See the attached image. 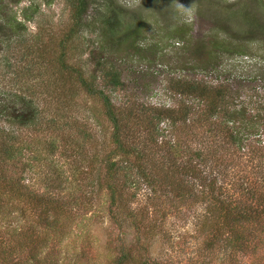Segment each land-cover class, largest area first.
I'll list each match as a JSON object with an SVG mask.
<instances>
[{
	"label": "trees",
	"instance_id": "16d2710c",
	"mask_svg": "<svg viewBox=\"0 0 264 264\" xmlns=\"http://www.w3.org/2000/svg\"><path fill=\"white\" fill-rule=\"evenodd\" d=\"M68 5V24L57 39H54L50 27H39L34 34L37 41L28 44L22 22L10 17L1 23L17 37L21 54L31 63L30 69H24L25 75L28 76L29 70L34 71L32 77L36 82L24 86L28 94L15 95L6 107L0 108L3 115L0 122L30 129L37 134L33 139L28 135L22 139L18 137L20 135L12 136L11 127L6 131L0 127L3 133L0 134V217L5 218L17 209L16 205L26 202L30 206L28 210L36 213L35 224L38 226L35 227L53 232V226L60 224L64 204L70 201L71 205H77L78 199L72 194V189L78 191L77 180L71 173L65 176L54 154L58 151L61 157L72 161L83 154L84 143L92 144V135L77 117L78 106L74 109L79 96L85 95L92 99L93 105H99V113L109 127V144H104V147L110 146L108 152L103 154L104 149L100 156L98 153L93 155V159L100 162L104 175L98 188L107 192L111 205L118 211H126L135 230L141 228L147 215L153 219V213L158 212L156 207L166 217L177 210L178 205L200 202L208 211L200 224L202 247L199 252L210 251L217 243H226L233 251L245 255L263 249L264 96L258 95L256 90L259 84L264 86V67L260 68L255 80L249 75L239 77L235 79L236 85L229 82V77L206 80L181 75L168 78L167 89L175 99L173 105L135 101L131 96L130 100L115 103L112 93L126 90L127 72L119 62L127 58L129 48L138 57V50L147 51L139 46L143 43L141 20L136 24L135 20L122 14L114 0H105L103 8L95 14L91 12L89 0H68ZM23 14L28 20L26 12ZM248 19L250 27L246 32L250 37L234 45L238 53H244L252 43L254 32L264 34L257 19ZM17 26H22L23 30H18ZM86 29H93L90 31L95 33L88 49L89 70L77 64L73 57L76 44H84L81 33ZM182 33V26L174 30L179 40L187 41ZM214 37L209 42L210 47L202 40L195 44L196 50L191 52L193 56L187 54V44L181 48V53L183 61L194 58L200 69L215 70L220 76L219 62L231 55L232 43H226L220 34ZM42 94L43 97L39 98ZM242 94L247 96L241 98ZM40 101L47 106L41 107ZM91 110L96 119L98 116L93 108ZM205 125L212 137L204 145L191 150L180 130L206 129ZM101 132L104 133L103 127ZM39 134H42L40 138L44 144L47 143L48 151L36 145L40 141ZM60 140L65 142L60 143ZM65 143L66 146H61ZM32 148L35 150H30ZM27 150L33 154L31 158H24L27 160L22 166H16L15 160L23 158ZM40 152H47L42 159H48L53 167L41 176L42 182L37 183L47 192L38 194L32 190L33 184L24 183L23 170L41 162ZM132 171L141 180L130 178ZM122 177L130 178L128 184L132 187L139 181L146 186L148 201L152 204L149 212L146 208L145 214L137 216L131 207L128 208L122 195L127 183L119 181ZM62 191L70 195L69 200L59 195ZM130 192L131 201L135 194ZM111 215L113 219L114 214ZM9 236V245L3 244L0 238V264H27L21 258L15 262L12 259L16 248L25 251V247H30L27 251L31 264L39 263V257L35 258L32 252L37 253L41 245L45 247L48 238L37 236L32 228L14 231ZM148 257L145 248L122 247L110 264H150ZM155 261L152 264H171ZM46 262L56 264L53 260Z\"/></svg>",
	"mask_w": 264,
	"mask_h": 264
},
{
	"label": "rangeland",
	"instance_id": "374dc122",
	"mask_svg": "<svg viewBox=\"0 0 264 264\" xmlns=\"http://www.w3.org/2000/svg\"><path fill=\"white\" fill-rule=\"evenodd\" d=\"M89 1L91 12L95 14L103 8L102 4L105 0ZM114 2L120 12L135 20L136 24L141 20L143 43L139 46L147 50L145 52L138 50L140 54L138 57L129 48L127 58L124 57L122 59L124 61L119 62L127 72L126 90L112 93L111 97L115 103L130 100L131 96L135 101H144L154 105H173L175 99L167 89L168 78L181 75L206 80L229 77L228 80H231L229 82L236 85L235 79L248 77V75L254 79L260 73V68L264 67L263 33L254 32L251 36L252 43L247 49L245 48L244 53H238L234 48V45L245 42L250 37L246 32L250 27L248 18L257 19V24L264 28V0H114ZM23 12L29 16L28 20L24 18ZM69 12L68 0H0V24L6 21L5 18L10 17L16 22H22L25 26L23 35H25L24 38L29 39L28 44L37 41L34 39V34L39 27H50L54 39H57L67 27ZM2 26L1 24L0 108L6 107L8 102L15 99V95L28 94L24 86L36 82V79L32 77L34 71L29 70L28 76L25 75L24 69H30L31 63L21 54L22 47L14 32L12 34ZM178 26H182V35L187 41L179 40L178 36L174 35V30ZM21 28L23 30L22 26H17L20 31ZM90 30L86 29L81 33L84 44H76L77 48L73 52V57L76 58L74 61L83 65L86 70L91 68V64L87 62V56L95 36V33ZM215 34L217 37L220 34L226 43H232V47L229 48L231 55L225 56L223 61L219 62L221 64L219 66L220 76H217L215 70L200 69L194 58L190 61H183L181 53V48L185 47V44L188 46L187 54L194 52L200 40L209 46ZM189 67L194 68L191 70ZM259 85L256 90L257 94L264 96V86ZM246 96L242 94L240 97ZM42 97L43 94L39 95V98ZM76 102L74 109L77 106L79 109L77 117L92 135V144L84 143L81 149L83 154L74 157L72 161L68 157H61L58 151L54 156L58 158L57 165L62 166L65 176L71 173L77 180L75 186L79 185L78 191L72 189V194L78 199L77 205H71L70 201L64 204L66 207L63 209L60 224L53 226L54 234L47 229L35 227L38 226L35 224L36 213L28 210L29 203L16 205L17 209L12 210L5 218L0 217V238L3 244H10V233L32 228L37 236L48 238V244L45 247L41 245L37 253L32 252L35 258L39 257L38 264H47L46 261L49 260L56 261V264H110L112 258L122 247L145 248L150 264L152 261L156 262V259L171 264H264V248L256 253L245 255L233 251L231 246H226V243H217L212 250L199 252L202 247L200 224L205 220V213L208 211L200 202L188 203L186 206L176 204L179 208L171 211L166 217L156 207L158 212L153 213V219L151 220L147 215L141 228L135 230L130 225V218H127L126 211L122 209L118 211L116 206L111 205L107 192L98 188L104 175L100 162L98 163L97 160L96 162L93 155L98 153L100 156L104 149L103 154H106L110 148V146L104 147V144H109L107 122L99 113V105H93L91 98L82 95ZM39 104L41 107L47 106L43 105V101ZM90 108H93L98 116L96 119ZM2 117L3 115L0 114V119ZM97 119H99V124ZM2 126L4 131L11 127L14 133L12 136L20 135L18 137L22 139L27 135L33 139L37 134L30 129L8 126L0 122V127ZM101 127L104 133L101 132ZM205 128L180 130L182 138L185 139L184 142H187V146L189 145L188 148L193 150L210 140L211 133L207 131V125ZM180 133H177L178 136L181 135ZM0 134L3 133L0 131ZM41 136L42 134H39L40 141L36 145L43 148V151H48L47 143L44 144L45 141H42ZM34 141L35 139L33 143ZM63 141L65 142V140H60V143ZM61 146H66V143ZM33 147L36 151H40L39 148ZM34 148L30 150H35ZM40 153L41 162H35V167H26L23 170L24 183L33 184L32 190L38 194L47 192V189L37 183L42 182L41 176L53 167L48 159H42L47 152ZM32 155L27 150L23 158L16 159L14 163L21 167L22 162L27 160L24 158H31ZM30 163L32 164V161ZM131 177L141 180L134 171ZM130 178H119L120 182L125 180L127 183L125 193L122 192L123 199L126 200L128 208L131 207L137 216L143 215L146 208L149 212L152 207L148 201L147 188L141 181L137 186H133L136 188H133L128 184ZM44 183L46 184L47 181L44 180ZM130 191L135 194L131 201ZM59 195L65 196L66 200L70 199V195L64 194V191ZM112 213L114 214L113 219H111ZM27 248L30 249V247H25L24 251V248H20L21 250L16 248L12 256L13 262L21 258L23 261L26 260L27 264H31ZM27 255L28 259H26Z\"/></svg>",
	"mask_w": 264,
	"mask_h": 264
}]
</instances>
